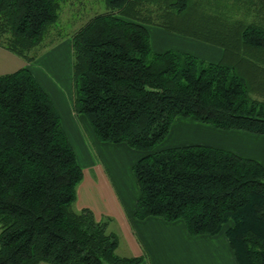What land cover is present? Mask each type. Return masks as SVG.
Instances as JSON below:
<instances>
[{
  "label": "trees",
  "instance_id": "16d2710c",
  "mask_svg": "<svg viewBox=\"0 0 264 264\" xmlns=\"http://www.w3.org/2000/svg\"><path fill=\"white\" fill-rule=\"evenodd\" d=\"M63 1L0 0V47L33 61ZM103 2L70 36L73 106L98 141L144 152L132 165L134 216L182 220L192 236L222 231L238 264H264V165L207 144L154 150L177 118L264 135V25L191 22L193 0ZM149 25L220 47L221 58L153 51ZM82 178L31 69L0 75V264H141L117 254L107 220L73 210Z\"/></svg>",
  "mask_w": 264,
  "mask_h": 264
},
{
  "label": "crops",
  "instance_id": "0c3cea01",
  "mask_svg": "<svg viewBox=\"0 0 264 264\" xmlns=\"http://www.w3.org/2000/svg\"><path fill=\"white\" fill-rule=\"evenodd\" d=\"M149 34L151 46L161 49L157 52L168 50V48L162 50L167 45H175L177 48L189 45L183 36L166 33L163 29H151ZM169 40L172 41L169 42ZM69 43L70 47L59 43L52 48L56 51L47 61V69L35 64L36 60L26 62L23 58L0 47V75L12 73L25 66L29 67L59 114L69 141L83 142L81 140L87 136L91 137L92 143L99 147L96 152L97 158L93 159L84 146L89 163L81 166L83 178L76 189L78 211L88 208L93 212L96 220H107L108 230L116 233L119 239L117 254L120 255L118 251L123 250L124 254L120 256H140L143 258L141 264H238L233 249L222 231L216 235L192 236L187 232L182 220L166 221L156 216L138 219L134 216L139 189L138 186L136 188L135 177L132 178L131 174L128 175L131 182L127 181L123 161L126 160L128 163L127 172L128 167L132 172V165L142 156V153L124 143L112 144L98 141L86 117L75 112L72 48L71 42ZM197 44L201 51H207V54L214 59L213 62L221 58L220 47ZM188 121L177 118L174 126L176 123L178 130L184 135L191 131L195 134L198 130L213 132L209 125H192ZM192 126H194L193 129H191ZM224 133L223 131L217 133L219 135H216V140L222 145L217 144V146L229 150L226 144L223 146L224 142L218 139L219 136L226 143H231V139L245 143L250 142L249 139L262 140L260 149L256 153L264 160V135L238 131H229L228 135Z\"/></svg>",
  "mask_w": 264,
  "mask_h": 264
},
{
  "label": "rangeland",
  "instance_id": "374dc122",
  "mask_svg": "<svg viewBox=\"0 0 264 264\" xmlns=\"http://www.w3.org/2000/svg\"><path fill=\"white\" fill-rule=\"evenodd\" d=\"M104 0H64L61 4V12H60V20L58 24L51 28L47 38L44 40L43 46L38 49V55L34 59L36 60L35 64H38L41 68L47 69V61L51 59V57L55 54L54 46L61 43V45H68L70 47L71 42V34H73L76 30H78L81 26L86 24L94 15L98 13L105 12V5ZM264 0H193L191 13L185 17V19H189V21L193 22V19L197 18L196 16L202 14V23L206 22L214 28L225 30L227 28H235L238 29L237 26H242L245 24H263L264 25ZM187 22V21H185ZM197 22V21H195ZM148 28L151 29H162L155 25H149ZM165 31V30H164ZM166 33H169L165 31ZM174 34V33H169ZM178 35V34H176ZM180 35V34H179ZM183 36L185 41L189 44L187 46L177 48L175 45H167L162 50L168 48L172 50H179L183 52L190 53L196 56L199 60H202L203 64L208 62H213L211 56L207 54V51L204 52L199 49V45L210 46V47H217L215 45L206 44L198 39L185 37ZM174 40V38H170ZM172 40H169L171 42ZM68 47V49H69ZM72 48V47H71ZM153 51H160L161 49L156 48L154 45L152 47ZM69 51V50H68ZM72 58V55H71ZM73 78V77H72ZM259 96V95H255ZM55 109V108H54ZM57 112V111H56ZM59 115V114H58ZM189 124L196 125L197 123L189 122ZM62 125V124H61ZM205 125V124H199ZM173 124L170 134L160 143V145H156L154 150L160 147H169V146H179L185 144H211L212 146L221 145L218 140H216V135L219 131L214 129L213 127L209 126L213 132H201L200 130L196 131L193 134V131L187 133L186 135L182 134L178 128ZM192 126L191 129H193ZM224 134L228 135L229 131H223ZM236 132V131H235ZM240 132V131H238ZM222 133V132H220ZM243 133V132H242ZM223 135V134H222ZM233 135V134H232ZM254 135V134H252ZM219 136V140H221L224 144H226L227 148L230 150L239 153L242 156H247L253 159L258 160L264 165V160L261 156L256 153L261 146L262 140L256 138L254 140L249 139L250 142H241L240 140L233 141L230 140L231 143H226L223 141L222 137ZM91 137H83L81 141L77 142L73 141L71 144L74 148L75 155L77 162L80 166H85L89 163L87 158L86 148L89 150L91 156L97 158V150L99 147L92 143ZM230 139V137H229ZM248 141V140H247ZM212 142V143H208ZM86 148H85V147ZM222 146V145H221ZM229 150V149H227ZM238 150V151H236ZM142 153V152H141ZM144 154V152L142 153ZM127 161H123V167L126 169V179L130 183L131 179L128 178V175L131 174L133 178L132 172L129 170L127 172ZM137 188V185H136ZM76 200L72 205L74 211H78ZM118 253L124 254L123 250H119ZM45 264V263H40Z\"/></svg>",
  "mask_w": 264,
  "mask_h": 264
}]
</instances>
